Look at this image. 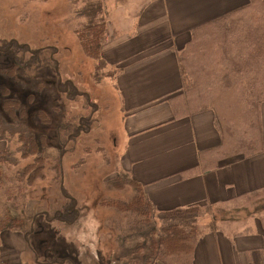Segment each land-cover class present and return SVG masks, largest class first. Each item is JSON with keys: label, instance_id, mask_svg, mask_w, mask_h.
<instances>
[{"label": "rangeland", "instance_id": "obj_1", "mask_svg": "<svg viewBox=\"0 0 264 264\" xmlns=\"http://www.w3.org/2000/svg\"><path fill=\"white\" fill-rule=\"evenodd\" d=\"M103 6L105 15H116L112 0ZM83 7L82 0H0V152L14 153L13 171L40 159L37 172H29L37 178L23 232H3L0 240L4 233L26 234L31 264H115V236L126 218L107 204L134 192L115 156L117 68L83 55L76 31L88 21L75 14ZM107 34L104 45L108 28ZM13 99L18 106L8 103ZM18 127L33 135L38 157L19 153ZM210 211L200 222L219 215ZM66 212L74 216L64 219ZM253 218L236 227L251 228Z\"/></svg>", "mask_w": 264, "mask_h": 264}, {"label": "crops", "instance_id": "obj_2", "mask_svg": "<svg viewBox=\"0 0 264 264\" xmlns=\"http://www.w3.org/2000/svg\"><path fill=\"white\" fill-rule=\"evenodd\" d=\"M112 1L116 15L106 14L111 39L102 57L117 68L118 170L140 185L159 212L191 206L226 208L242 196L263 191L264 103L260 106L261 152L251 158L222 159L209 171H198L199 153L219 144L213 114L205 111L175 118L170 106L171 99L183 92L178 54L191 29L247 0ZM105 3L108 8L110 3ZM250 229L237 236L204 233L192 264H259L264 231L259 221ZM31 255L25 237L2 235L3 261L31 264Z\"/></svg>", "mask_w": 264, "mask_h": 264}, {"label": "trees", "instance_id": "obj_3", "mask_svg": "<svg viewBox=\"0 0 264 264\" xmlns=\"http://www.w3.org/2000/svg\"><path fill=\"white\" fill-rule=\"evenodd\" d=\"M82 3L84 7L75 14L88 22L76 31L77 39L83 55L100 66L108 35L103 0ZM189 36L178 54L183 92L171 99L170 106L175 118L205 111L213 114L219 144L200 151L198 171L215 170L222 159L231 156L251 158L259 154L260 106L264 103V0H247L194 27ZM8 103L18 106L14 99ZM17 129L19 153L24 158L38 157L33 135L22 127ZM38 142L41 144L40 139ZM39 162L35 158L32 164L13 171L18 165L14 153L0 152V236L6 231L23 232L28 220V193L37 178L29 172H37L35 164ZM129 186L134 191L129 200L113 199L107 204L126 218L115 236V264H192L198 239L204 233H248L250 227L244 224L238 228L236 224L250 217H256L253 219L264 231V190L242 196L226 208L215 207L219 215L212 216V222L202 223L204 216L211 214L210 207L159 212L137 182L130 178ZM257 212L261 214L254 216ZM71 216L74 213L62 215L64 219ZM0 264L8 263L0 257ZM259 264H264V251Z\"/></svg>", "mask_w": 264, "mask_h": 264}, {"label": "water", "instance_id": "obj_4", "mask_svg": "<svg viewBox=\"0 0 264 264\" xmlns=\"http://www.w3.org/2000/svg\"><path fill=\"white\" fill-rule=\"evenodd\" d=\"M63 154L60 155V165H61V158H62ZM60 173H61V181H62V178H63V170H62V167H60ZM62 190V188H61ZM72 211L75 210V204H74V207L71 208Z\"/></svg>", "mask_w": 264, "mask_h": 264}]
</instances>
